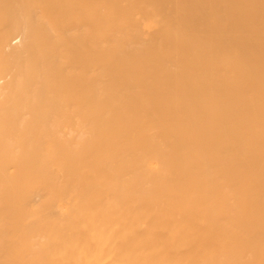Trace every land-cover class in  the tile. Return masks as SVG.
Listing matches in <instances>:
<instances>
[{
  "label": "bare ground",
  "instance_id": "6f19581e",
  "mask_svg": "<svg viewBox=\"0 0 264 264\" xmlns=\"http://www.w3.org/2000/svg\"><path fill=\"white\" fill-rule=\"evenodd\" d=\"M0 264H264V0H0Z\"/></svg>",
  "mask_w": 264,
  "mask_h": 264
},
{
  "label": "rangeland",
  "instance_id": "374dc122",
  "mask_svg": "<svg viewBox=\"0 0 264 264\" xmlns=\"http://www.w3.org/2000/svg\"><path fill=\"white\" fill-rule=\"evenodd\" d=\"M0 189H1V187H0Z\"/></svg>",
  "mask_w": 264,
  "mask_h": 264
}]
</instances>
